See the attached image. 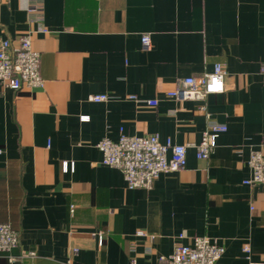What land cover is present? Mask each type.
<instances>
[{"label":"crops","instance_id":"obj_1","mask_svg":"<svg viewBox=\"0 0 264 264\" xmlns=\"http://www.w3.org/2000/svg\"><path fill=\"white\" fill-rule=\"evenodd\" d=\"M29 32L44 86L0 82V222L20 239L0 264H163L201 235L225 247L216 264L264 262V185L244 182L264 145V0H0V39ZM216 63L223 93L167 96ZM207 113L227 130L204 160ZM122 131L186 145V166L128 188L97 146Z\"/></svg>","mask_w":264,"mask_h":264},{"label":"built area","instance_id":"obj_2","mask_svg":"<svg viewBox=\"0 0 264 264\" xmlns=\"http://www.w3.org/2000/svg\"><path fill=\"white\" fill-rule=\"evenodd\" d=\"M36 10L35 7L30 8ZM47 31V29H42ZM142 47L149 50V34L141 37ZM264 79V67L261 69ZM226 70L221 63H216L212 72L201 76L190 75L179 79L176 88L167 91V96L179 101L205 100L208 95L223 93ZM0 82L17 91L23 87L37 88L44 86L40 73V52L33 45L32 32L22 35L17 44L10 39H0ZM130 97L135 98L131 95ZM111 99L107 93L91 94L90 101L103 102ZM147 103L157 106L158 99H148ZM203 131L200 142L195 144L197 157L208 159L218 145V137L227 130V125L210 118ZM97 146L102 151V163L122 171L128 188L151 189L155 180L162 174L183 169L187 164V147L175 143L172 139L161 141L157 134L128 135L123 131L117 140L102 138ZM0 153L2 150L0 149ZM251 175L245 179L246 184L264 185V145L251 151L248 160ZM139 234H144L139 231ZM152 238L154 236L152 235ZM19 233L9 223L0 222V252L10 253L19 244ZM100 242L102 236L100 235ZM73 254L78 249L74 248ZM225 252V247L206 235L194 237L192 244L177 243L170 255H161L163 264H216ZM247 259H250L251 248L244 246ZM34 251L29 252L35 257ZM10 264H15L16 256L7 255ZM64 264H73L67 260ZM135 264V261H133ZM250 264H264V262Z\"/></svg>","mask_w":264,"mask_h":264}]
</instances>
